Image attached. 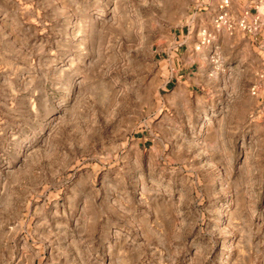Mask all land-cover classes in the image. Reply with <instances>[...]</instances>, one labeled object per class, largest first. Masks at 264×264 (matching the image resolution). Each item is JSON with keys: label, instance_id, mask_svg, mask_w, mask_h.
Listing matches in <instances>:
<instances>
[{"label": "rangeland", "instance_id": "rangeland-1", "mask_svg": "<svg viewBox=\"0 0 264 264\" xmlns=\"http://www.w3.org/2000/svg\"><path fill=\"white\" fill-rule=\"evenodd\" d=\"M195 4L0 0V264H264V31Z\"/></svg>", "mask_w": 264, "mask_h": 264}, {"label": "crops", "instance_id": "crops-1", "mask_svg": "<svg viewBox=\"0 0 264 264\" xmlns=\"http://www.w3.org/2000/svg\"><path fill=\"white\" fill-rule=\"evenodd\" d=\"M246 9L253 11V5L251 3V0H232L231 14L233 18L237 19L240 16V14L243 12V10ZM194 10L195 12L192 15L196 18L195 24L194 25H191L190 23L187 24L186 28L182 30L181 32L182 34L178 35V40H176L177 49L181 48L184 49L186 52L193 51V49L197 46V44L200 41L202 31L206 30L207 32H210L209 29L203 28L201 24L197 22L198 20H203L206 23H210L213 27V30H215V32L217 33L222 32V30H217L213 24V18L216 13L215 2H213L212 0H196ZM224 31L230 35H232L234 32L239 33L243 35V37H245L246 39H248L249 41L255 44H258V42L263 37V34L259 36L245 34L239 29L238 30L236 29L233 32H228L227 30ZM221 39H222L221 37H218L217 39V37L214 35L213 42L216 43L218 41H221Z\"/></svg>", "mask_w": 264, "mask_h": 264}, {"label": "built area", "instance_id": "built-area-1", "mask_svg": "<svg viewBox=\"0 0 264 264\" xmlns=\"http://www.w3.org/2000/svg\"><path fill=\"white\" fill-rule=\"evenodd\" d=\"M216 3V13L213 18L214 27L217 30L233 32L239 29L245 34L259 36L264 31V0H251L253 11L246 9L235 19L231 14L232 0H212ZM200 8V7H199ZM213 37L206 31H202L197 50L211 43Z\"/></svg>", "mask_w": 264, "mask_h": 264}]
</instances>
